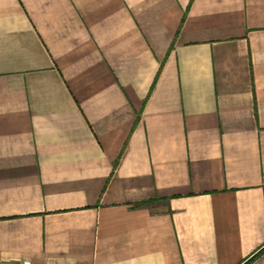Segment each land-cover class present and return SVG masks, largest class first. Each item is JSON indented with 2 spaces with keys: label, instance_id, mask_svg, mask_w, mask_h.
Returning a JSON list of instances; mask_svg holds the SVG:
<instances>
[{
  "label": "crops",
  "instance_id": "obj_1",
  "mask_svg": "<svg viewBox=\"0 0 264 264\" xmlns=\"http://www.w3.org/2000/svg\"><path fill=\"white\" fill-rule=\"evenodd\" d=\"M264 264V0H0V264Z\"/></svg>",
  "mask_w": 264,
  "mask_h": 264
},
{
  "label": "trees",
  "instance_id": "obj_2",
  "mask_svg": "<svg viewBox=\"0 0 264 264\" xmlns=\"http://www.w3.org/2000/svg\"><path fill=\"white\" fill-rule=\"evenodd\" d=\"M246 264V263H245Z\"/></svg>",
  "mask_w": 264,
  "mask_h": 264
}]
</instances>
